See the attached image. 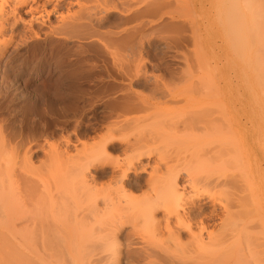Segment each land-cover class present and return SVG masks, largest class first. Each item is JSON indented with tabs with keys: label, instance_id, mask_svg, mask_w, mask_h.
Instances as JSON below:
<instances>
[{
	"label": "bare ground",
	"instance_id": "bare-ground-1",
	"mask_svg": "<svg viewBox=\"0 0 264 264\" xmlns=\"http://www.w3.org/2000/svg\"><path fill=\"white\" fill-rule=\"evenodd\" d=\"M95 1L98 0H0V66L3 63L1 59L6 56L11 47H14V52L19 51L24 45H28V48L37 51H45L48 48L53 51L56 46H65L66 43L68 44V40L74 37L84 39L96 37V39L103 40V48L105 47V50L111 52V55H114V58L117 59L115 57L117 55L115 54L118 50H114L115 53L113 52L114 54H112L113 50L111 51V49L116 48L115 45L123 41L125 42L127 39L125 40L120 36L122 32H118L120 34L118 36L116 32L118 30L113 32L109 29H106L107 31L100 29L101 22L99 24L98 20H101V18H98L97 12L106 9L109 3L112 2L110 0H103L102 3L97 4ZM230 2L231 5L229 7L230 9L233 8V11H244V14L251 15L248 22L239 24V26L242 25L244 28V25L245 27L247 25L249 35L252 33L256 35L262 33L258 19L261 16V11L264 13V0H230ZM232 13L236 14V12ZM235 14H231L233 15L231 16L232 23ZM54 16L55 19L53 21L52 18ZM96 19H98L97 23ZM134 27L136 28V26ZM135 33L133 32L130 35V40H132ZM124 35L128 36L126 33ZM123 43L122 45H125ZM66 47L68 46H65L64 49ZM70 49L66 48V51L71 54ZM9 57L11 56L9 55ZM115 64L122 68L120 70L123 72L127 71V78L128 75H133V71L131 73V70L134 69L132 68H136L131 67L130 64L128 66L119 64L116 61ZM21 73L22 71L17 76L21 75ZM124 75L123 77H125ZM127 78L125 77V79ZM130 79L128 80L130 81ZM204 83L196 84V87L200 89H195L198 90V94H201L200 98L204 97V95L207 98V95H209L210 97L213 96V101H209L208 106L204 107L203 110L201 109L200 113H196L197 115L199 114L198 116L201 115L199 118L202 119L203 116L208 119L209 117L216 119V114L218 115L221 111V107L228 110V117L233 125L242 123L243 119L250 120L252 118L251 129L244 131L236 128H234L236 130L231 129L233 131L230 143L233 142L235 149L234 159H231L233 156H230L231 161L234 162L233 166H231L235 167L239 173H231L232 176H227L229 173L220 175L219 173L222 170L218 169L216 173H211V175L203 176L201 174L202 178H198V182L211 188V191L207 194L197 189L195 185V182L199 185L196 181L197 177L196 179L193 177H188L187 179L185 177L186 181L182 182L183 176L178 171L175 172L172 171L173 169H170L169 173L165 174L157 166H152L151 159L157 152L156 149L158 150L155 145L158 143L157 140L159 141L160 139L155 137V140L152 133L142 130L140 125L143 121H141L140 116L128 117L126 114L142 113L153 106H148L151 103H148L147 100V102L145 100L140 101L141 98L136 97L135 94H131L133 92H127L123 96L120 95V98L118 96L112 97L117 98V100L111 98V101L114 100L112 101L113 105H111V109L113 116L115 115V119L111 118L112 121H110L112 123L109 127H106L107 130L106 132L104 131V134L98 135L97 133L94 136L92 145L89 146L87 144L89 146L88 149L86 148L87 145L81 142L79 136L74 133L76 135H74L75 139L70 135L63 144L59 143L56 146H47L49 149L45 152L44 159L38 165L34 161L35 148L30 147L25 150L26 145L25 151L20 156L16 151L15 132L14 134L12 133L13 131L8 132L9 130L7 131L3 125H0V264H67V260H65L67 256L70 257L68 260H70L71 264H120L122 248L118 241V235L121 232L120 228L126 225V223H131L133 227H136L133 228L135 232H137L136 229L141 227L146 232L148 230L151 231L150 235H159L163 239L162 245L166 244L164 243L166 239L168 240L169 244H166L167 246L162 247L160 245V248L157 247L158 251L161 250L170 255L168 259L166 257V262H163V259L159 264L161 262L163 264H264V187L261 186V183L264 182V167L262 168L263 172L261 171V167L264 165V83L253 84L249 87L251 95H255L254 91L259 88L263 92L262 96L257 98L258 105L255 107L242 106L244 101L239 98L235 100L226 95L218 97L217 94H213L214 90L210 89L214 83H209L210 88H207L208 91L206 90L205 94L203 91L207 86ZM112 85L115 86L114 83ZM198 85L204 87L202 91L204 95L200 91L202 88L198 87ZM109 90L112 91V89ZM113 91H117L118 93L119 90L113 89ZM165 91L163 93L169 96L165 95L166 97H163L162 95L164 99L173 95L169 93L170 90L168 93ZM161 92L158 93L161 94ZM109 95L112 96L111 93ZM152 95L154 97L155 94ZM230 102L240 104L242 106L241 109L235 111L236 109L233 110V108L227 107ZM214 119L210 118V120ZM19 131L16 130V132ZM29 133L30 135L32 134L31 132ZM35 134L38 137L41 136V133ZM35 134L33 137H35ZM229 137L227 136V138ZM21 140H24L23 136ZM251 142L257 143V147L248 149L247 146ZM117 143L120 145L116 146ZM72 145L76 147L82 145V147L80 149L73 148L75 151L73 149L71 151ZM39 146H41L40 143ZM111 148L120 153V157L118 156L116 161L113 160V162L110 159L112 157L110 154ZM226 159L223 162H226L225 167L229 168L228 166H230L231 162ZM209 160L211 159L209 158ZM219 160L220 162H216L220 165L222 159ZM250 161H256L254 168L247 164ZM216 162L214 161L213 163ZM221 166L223 168V164ZM107 167L111 168V179L109 180L116 186L114 192L116 190L117 195L115 194L114 196H112L113 193H110V195L109 192L104 194L102 191L104 186L99 187L98 178H101V174L107 170ZM148 168L151 169L150 172H148ZM39 169L42 171V173L39 172L40 174L37 173ZM203 169L205 168L203 167ZM147 172L149 173V177L146 179V184L151 192L146 193L141 200L137 197H135L136 199L133 198V195L131 197L132 193L128 195L131 178L134 177H131V175L134 174L139 178L140 174ZM160 172L163 174L158 175ZM200 173H203V171H200ZM190 176H193V174ZM49 178L51 180L46 181ZM65 186L69 187L68 190L70 189V191L73 189V194H77V197L79 196L77 192L86 195L88 199L86 202L83 201V203L87 205L81 204L77 209L71 207L73 209L71 210L70 204L72 200L68 195L69 192L66 197L61 191H58L61 190V187H64L63 190L65 191ZM107 187L109 188L108 185ZM224 194L226 196H222ZM205 195L209 196V200H207L211 203L209 208H206L208 205L205 206L204 202H202ZM75 199L78 198L75 196ZM73 206H76L75 202ZM68 210L72 211L70 212L72 213L71 218L76 222V225H74L70 220V224L75 226L72 229L73 234H68L67 224H64V221L66 223L69 222V220H66L68 217L64 218ZM160 212L162 213L161 216L159 215ZM69 235L75 238H73L75 243L79 241L76 245L72 241L74 244H71V246L75 247L74 249L71 247L72 250H70L75 254L73 257L70 256L69 253L71 252L69 250L65 248L66 251L62 247L60 248L61 245L58 247L55 244V242L59 241H55V238H60L63 240V245L68 241L67 238H71H69ZM76 237L78 240H76ZM97 237L100 239H104V237L108 238L105 240V243H103L104 240H101V242L104 246L107 242V245H109V242L110 245H113L110 246L113 247V249H110L112 250V253L110 252L112 257L107 256V254L104 256L103 253L106 248L103 250L102 247H95V244L90 242L88 244L94 247H90V249L93 248L92 250L84 247L86 244L82 246L83 244L81 243L91 240L94 242L93 238ZM18 240L22 241L21 244L25 248L17 245ZM30 242H33V245ZM34 242H37V244L35 245ZM187 244H194L196 245L195 249H200L194 251L196 256L193 250L192 254H187L189 256L194 255V259L191 257L192 260L184 258H189V256H184L186 254L184 249V257L181 254H177L179 251L174 253L172 249V246H175V249L180 250ZM193 246L191 245V247ZM98 248L99 251L101 250L100 253L99 251L95 253ZM65 251L69 252L67 253L68 255L66 254V257ZM147 251L146 253L150 257L151 254ZM210 251H219V254L212 252L217 256L213 258V254ZM235 251L237 252L236 255L234 254ZM83 252L88 253L82 256ZM200 252L203 254L207 252V258H211L210 256H212L211 261L209 259V261L204 260ZM232 252L234 253L232 254ZM155 261V264L158 263Z\"/></svg>",
	"mask_w": 264,
	"mask_h": 264
},
{
	"label": "rangeland",
	"instance_id": "rangeland-1",
	"mask_svg": "<svg viewBox=\"0 0 264 264\" xmlns=\"http://www.w3.org/2000/svg\"><path fill=\"white\" fill-rule=\"evenodd\" d=\"M110 1L112 3H109L106 9L97 12V16L99 19L101 18V20L96 19V23L97 20L99 24L101 22L100 29L102 31H107L109 29L114 32L118 30L116 31L117 35H120L118 32H122L120 36L125 40L127 39V41H125L126 43L124 41V43L122 42L125 45L118 43V45H115L116 48L113 47L114 49H111V51L113 50L112 54L115 53L114 50H118L115 54L117 55L115 56L117 59L114 58V55H111V52L105 50V47L103 48L104 41L98 38L96 39V37L89 39L74 37L72 38L73 40H68V44L66 43L65 46H68L66 48H71L70 51L73 56L69 52L67 53L66 48L64 49L65 46L58 45L53 51H51L50 48L45 51H37L28 48V45H24L19 51L17 50V52H14V47H11L6 56L1 59L3 67L0 66V125H3L4 129L7 131L9 130L8 132L13 131V134L15 132L14 135L16 136L17 142L16 151L22 156V153L28 148H35L34 161L36 162L35 164L38 165L40 161L44 159L45 152L49 149L48 147L56 146L59 143L63 144L70 135L75 139L76 135L74 133L79 136L81 142L91 146L94 136L97 135V133L98 135L104 134L107 130L106 127H109L112 123V119H115L111 105H113L112 101L117 100V98L112 97L118 96V98H120L127 92H133L131 94H135L136 97L141 98L142 100L140 99V101L147 100L148 103H151L148 106H153L146 109L148 111L144 110L142 113L138 112L139 114H126L128 117L140 116L142 119L141 121L144 122H141L140 125L142 130L150 132L153 134L154 138L160 139L159 141L157 140V144L155 143L158 150L156 149L157 152L155 155L153 154L154 156L151 159L152 166H157V168L165 174H168L170 169H173L172 171L175 172L178 171L183 176L182 182L186 181L185 177H187V179L188 177H193L194 179L197 177L196 181L198 182V178L201 179L202 175L207 176L209 174L211 175V173L214 174L218 169L224 172H218L220 175L229 173L227 176H232L231 173H239L235 167H232L234 162L231 161V159H234L235 149L233 147V142L230 143L231 133L233 131L231 129L236 128L242 131L251 129L252 118L250 120L243 119L244 121L242 123L233 125L228 117V110L224 107H221L220 114H216V119L213 117H209L208 119L203 116L201 119L199 118L201 115L198 116L199 114L197 115L196 113H200L201 109L203 110L204 107L209 105V101H213V96L210 97L207 95V98H212L207 99L206 95H204L207 88H210L209 83H214L212 84L213 87L211 86L212 88L210 89L214 90V93H212L217 94L218 97L226 95L235 100L239 98L244 101L242 106L245 105L246 107H255L258 105L257 98L261 97L263 92L259 88L254 91L255 95H251L249 87L253 84L264 83L263 11H261V16L258 19L262 33H258V35L252 33L249 35L247 25L246 27L244 25L243 28L242 25L239 26V24L248 22L251 15L244 14V11L239 12L233 11V8L230 9V0V3L227 2L228 0ZM95 2L100 4L103 0ZM63 5L65 6L64 3ZM232 12H236V14ZM231 14H235L232 20L234 24L231 22V16H233ZM52 19L54 21L55 16ZM134 26H136V28ZM132 31L136 33L133 35L132 40H130V35L133 34ZM125 33L129 37L125 36ZM85 45L87 46L85 47ZM41 51L42 53H40ZM9 55L11 57H9ZM80 56L86 58H83V60ZM82 61L85 62L83 63ZM115 61L119 64L127 66L130 64L131 67H136L132 68L134 70H131V73L133 71V75H131L134 78L130 75H128L127 78V71L125 70L123 72L120 70L122 68L118 65L116 66ZM21 71V75L17 76ZM123 75L127 79H125ZM113 83L115 86L112 85ZM199 83H204L207 86L206 89H204V87L198 85V87L202 88V90H200L201 93L204 89V93H202L204 97L201 98V94L199 93V95L197 93L200 88L198 89L196 87V84ZM101 89H104L106 93ZM109 89H112V91ZM113 89H118V93L117 91L114 92ZM164 89L167 93L170 90L169 93L173 95L164 99L163 97L167 96L163 93L165 91ZM160 91H162L161 94L158 93ZM95 93L97 94L94 95ZM110 93L112 96L109 95ZM152 94H155L154 97ZM111 98L114 100L111 101ZM106 101H108L109 104ZM242 106L236 102H230L227 105V107L233 108V110L236 109L235 111L241 109ZM210 118L214 120H210ZM5 125L7 126L5 127ZM16 130H20V133L16 132ZM29 132L32 134L30 135ZM33 132L34 134L41 133V136H39L40 138L37 134L33 137ZM79 134L82 136L80 137ZM22 136L24 140H21ZM227 136L230 137L227 138ZM39 143L41 146H39ZM119 145L118 143L116 144V146ZM73 146L74 145L71 146V151L73 148L80 149L82 147V145H78L77 147ZM89 146L87 145L86 148L88 149ZM255 147H257V143L255 142H251L247 146L248 149ZM75 149L73 150L75 151ZM110 154L112 156L110 157L112 162L113 160L116 161L118 156L120 157L119 151H116L114 148H111ZM230 156H233V158L230 159ZM209 158L211 160H209ZM226 158L231 162V164L229 162V168L225 167L226 162H223ZM219 159H222L220 165L217 163L220 162ZM212 161L217 162L213 163ZM221 164H223V168ZM247 164L254 168L256 161H250ZM203 167L205 169L202 170ZM263 167L264 165L261 167L262 172ZM110 170L111 168L107 167V170L102 173L103 176L101 174V178H98V182L99 187L104 186V189L102 188L104 194L109 192V194L113 193L112 196H114L115 194L117 195L116 190L114 192L116 186L109 180L111 179ZM150 171L151 169L148 168V172ZM200 171H203V173H200ZM39 172L42 173L40 169L37 173ZM148 172L140 174V177L138 176L140 179L134 174L131 175V177H134L131 178V186H129L128 189L129 193L127 192L128 195L132 193L130 195L131 197L134 196L133 198L137 197L141 200L146 193L151 192L146 184V179L149 177ZM161 172L158 175L163 174ZM190 173L193 174V176H190ZM50 180V178L48 180L46 179V181ZM261 184V186L264 187V182ZM195 185L197 189L203 193L207 194L211 191L210 187L202 183L198 185L195 182ZM110 186L112 187L110 188ZM65 188V191L63 190L64 187H61V190L58 191H61L66 197L69 195L73 204L75 202L76 206H73L72 203L70 204L71 210L77 209L81 204H84L83 201L86 202L88 199V197L86 198V195H83L81 192H77L79 193L77 197V194H73V189L70 191V189L68 190L69 187L65 186ZM75 196L79 201L75 199ZM222 196L226 195L224 194ZM208 197V195H205L202 199L204 205H208L206 208H209L211 204L209 203L210 201H207L209 200ZM86 205L85 203L84 206ZM71 210H68V213L64 216V218L68 217L66 219L67 221L69 220V225L64 221V224H67L66 227H68L67 231L69 230L68 234H73L72 229L73 226L76 225L74 219L71 218ZM159 215L161 216L162 213L160 212ZM70 220L74 225L70 224ZM133 228L136 227H133L131 223H126V225L120 228L121 232L118 235V241L122 248L120 264H155V260L158 262L156 264H159L163 259V262H166V257L168 259L170 255L161 250V253H159L160 251L157 250V247H161L160 245H162L163 239L160 238L159 235H150L149 233L152 232L149 230L147 234L146 230L144 231L141 227L136 229L137 232H135ZM144 232L146 233L144 234ZM64 235L68 237L67 234ZM69 238L70 239L67 238V242L64 241L65 245H62L63 240L55 238V241L59 240L55 242V244L58 247L61 245L60 248H66L70 251L75 248L71 246V244L75 242L73 236L69 235ZM97 238H93L94 242L91 240L81 244H83L82 246L86 244L84 247H87L88 250L90 247H93V245L88 244V242L95 244V247H102L103 250L106 248L103 254L104 256L107 254V256L110 257V252L112 251L110 249H113V247L110 246L113 245H110V242L109 245H107V242L104 246L103 243H105V240L108 238ZM76 240H78V238ZM101 240H104V242L102 243ZM78 242L79 241H76L75 245ZM167 242L168 240L166 239L164 243L168 245L169 242ZM21 243L22 241L18 240L17 245H20L21 248H25ZM30 243L33 245V242ZM36 244L37 242L35 245ZM165 245H162V247H165ZM191 245L193 246L194 244L184 245L180 250L172 246V249L174 253L179 251L180 253L178 252L177 254H181V256L185 254L183 253V249L186 252L184 256H189L187 254H192L193 250L196 256L194 251L200 249H195L196 245L193 247H191ZM84 249L88 251L86 248ZM66 251L64 253L65 257L68 255L67 253H69ZM98 251L99 248L95 253ZM146 251L150 252V257ZM70 252V256L73 257L75 254H73L72 251ZM210 252L215 253L216 251ZM218 252L215 254H219ZM83 253L82 256L88 252ZM206 253H201L204 260L209 259L211 261L212 256L213 258L217 257L212 253L213 255L211 254V258H207ZM233 253L234 252H232V254ZM165 254L167 255L165 256ZM234 254L236 255L237 252L235 251ZM194 255H190V259L183 257L192 260L191 257L193 258ZM69 258V256L65 258L67 264H71L70 260H68ZM160 264L163 263L161 262Z\"/></svg>",
	"mask_w": 264,
	"mask_h": 264
}]
</instances>
